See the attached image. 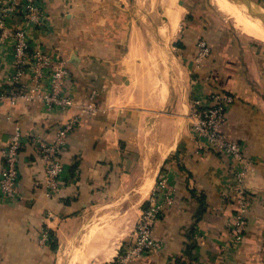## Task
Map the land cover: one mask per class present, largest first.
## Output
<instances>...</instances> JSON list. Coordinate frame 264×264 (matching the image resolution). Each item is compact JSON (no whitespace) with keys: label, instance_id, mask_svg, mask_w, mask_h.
Masks as SVG:
<instances>
[{"label":"crops","instance_id":"1","mask_svg":"<svg viewBox=\"0 0 264 264\" xmlns=\"http://www.w3.org/2000/svg\"><path fill=\"white\" fill-rule=\"evenodd\" d=\"M133 1L44 0L46 29L29 27L31 46L52 52L54 65L67 69L64 87L76 104L61 109L37 100L0 102V171L2 149L15 127L21 133V197L0 201V264H57L61 255L68 264L75 251L78 264H112L133 238L135 221L162 175L173 202H163L152 228L161 247L130 264H264V42L208 31L194 20L174 42V33L167 39L159 33L168 23L165 15L167 22L135 24ZM263 1L256 0L264 7ZM200 36L207 37L210 53L197 67ZM11 49L9 40L0 41L1 85ZM30 76L22 77V86ZM214 89L235 97L224 131L244 144L251 162L241 182L231 161L192 128V102L207 101ZM91 101L96 111L79 114ZM74 116L79 121L62 155L64 186L46 198L34 186L43 165L31 133L53 141ZM236 187L252 197L238 243L229 229ZM131 204L140 205L136 215ZM116 205L129 219L117 232ZM44 226L57 240L55 251L38 241Z\"/></svg>","mask_w":264,"mask_h":264},{"label":"built area","instance_id":"2","mask_svg":"<svg viewBox=\"0 0 264 264\" xmlns=\"http://www.w3.org/2000/svg\"><path fill=\"white\" fill-rule=\"evenodd\" d=\"M48 13L44 0H0V41L11 42V67L6 69L0 84V102L14 104L20 99L37 100L48 108L67 109L75 105V98L65 90L67 69L63 64L55 66L52 52L42 46L33 47L30 42L29 27L43 32L48 25ZM20 19L24 25L12 27L11 22ZM194 58L197 67L210 53V47L204 39L197 42ZM55 61V62H54ZM30 71L28 84L22 86V77ZM235 97L227 92L214 89L207 101L192 102V128L198 137L206 139L209 147L219 155L231 161L234 173L241 182L246 170L251 166L245 154L242 142L224 131L227 124L228 109ZM97 106L91 101L79 107V114H93ZM79 121L78 116L71 117L57 131L53 141L31 133V140L36 146L42 161L43 171L40 178L34 179V186L40 187L46 198L59 195L64 186L65 165L62 155L68 146V137ZM21 133L15 127L7 145L2 149V168L0 171V201L5 203L19 199L20 168L19 156ZM236 208L229 229L233 241H242L247 226V219L252 202L251 195L242 187H236ZM163 202L172 204V191L166 175L158 178L152 190L148 205L142 209L136 223L134 236L127 243L112 264H130L135 258L160 249L161 243L152 236V228L162 213ZM50 233L42 228L38 241L47 244Z\"/></svg>","mask_w":264,"mask_h":264},{"label":"rangeland","instance_id":"3","mask_svg":"<svg viewBox=\"0 0 264 264\" xmlns=\"http://www.w3.org/2000/svg\"><path fill=\"white\" fill-rule=\"evenodd\" d=\"M171 0H134L132 2L131 7V18L133 21H135V24H142V22L147 21H154V23H159L160 21H165L164 17V9H166L167 3H169ZM256 2V0H253ZM258 1V0H257ZM264 2V1H263ZM177 3L179 6L182 7V14L180 18V25L178 30L173 34L172 41H177L180 39L182 27L187 25H193L192 21H197L199 23H205V26L203 28L215 29L217 31H221L225 33L226 35H238L240 37H244L249 42H261L257 39L251 38L243 33H241L239 30L235 29L233 22L230 18L220 13V11L211 3L210 0H177ZM154 23L152 25H154ZM195 25V24H194ZM149 31L150 36H154V29L149 27L147 29ZM209 31V30H208ZM170 49L173 48L170 45ZM176 51V49L174 50ZM148 205V203H147ZM130 206V213L131 214H137L138 213V206L140 205H129ZM126 207V206H125ZM146 207V206H145ZM124 206L120 207L116 205V207L113 209L117 215H115V231L119 230L120 228L125 229L126 224L129 222V219L122 218L120 216L119 211H122ZM142 212V210H141ZM140 212V214H141ZM140 214L135 221L133 233L135 231L136 223L140 217ZM120 216V218H119ZM136 217V216H135ZM91 231V227H88L87 229H84V232L86 233L84 236H82V239H85L87 232L89 233ZM54 236V235H53ZM119 242H116V245H118ZM64 264V260L61 257L58 259L57 264Z\"/></svg>","mask_w":264,"mask_h":264},{"label":"bare ground","instance_id":"4","mask_svg":"<svg viewBox=\"0 0 264 264\" xmlns=\"http://www.w3.org/2000/svg\"><path fill=\"white\" fill-rule=\"evenodd\" d=\"M210 1L220 11V13L231 19L235 29L251 38L264 42L263 6L253 0ZM181 14L182 7L178 5L177 0H171L169 3H167L166 9L164 10V15L167 16L168 23H164L159 28V33L161 36L167 39L168 36L172 35L178 30ZM79 259L80 254L78 251H75L68 264H78Z\"/></svg>","mask_w":264,"mask_h":264},{"label":"trees","instance_id":"5","mask_svg":"<svg viewBox=\"0 0 264 264\" xmlns=\"http://www.w3.org/2000/svg\"><path fill=\"white\" fill-rule=\"evenodd\" d=\"M200 39H204L205 41H206V43H207V45L210 47V44H209V42H208V39H207V37H205V36H200V37H198L197 38V42L200 40ZM179 45L178 46H181V42L179 41V43H178ZM44 228L46 229V227L44 226ZM49 232V231H48ZM50 233V239H49V242L47 243L48 244V246L50 247V249H52V250H56L57 249V240H56V238H55V236H53V234L51 233V232H49Z\"/></svg>","mask_w":264,"mask_h":264}]
</instances>
